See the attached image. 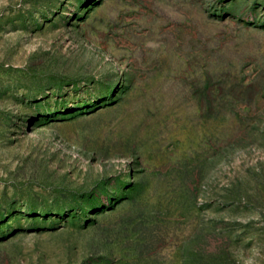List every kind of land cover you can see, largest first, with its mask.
Listing matches in <instances>:
<instances>
[{"label": "rangeland", "instance_id": "rangeland-1", "mask_svg": "<svg viewBox=\"0 0 264 264\" xmlns=\"http://www.w3.org/2000/svg\"><path fill=\"white\" fill-rule=\"evenodd\" d=\"M0 264H264V0H0Z\"/></svg>", "mask_w": 264, "mask_h": 264}]
</instances>
